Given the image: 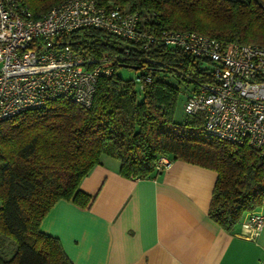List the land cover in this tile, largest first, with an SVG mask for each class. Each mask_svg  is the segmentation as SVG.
I'll return each mask as SVG.
<instances>
[{
    "label": "trees",
    "instance_id": "16d2710c",
    "mask_svg": "<svg viewBox=\"0 0 264 264\" xmlns=\"http://www.w3.org/2000/svg\"><path fill=\"white\" fill-rule=\"evenodd\" d=\"M22 1L39 18L64 0ZM98 2L137 12L140 28L153 31L155 41L145 50L101 30H85L91 50L119 54L113 73L98 78L91 104L57 98L0 120V264H73L59 240L39 225L59 199L81 209L91 206L95 196L80 183L103 156L117 160L120 175L129 178L156 177L164 168H157L161 157L214 170L208 216L226 232L245 212L264 205V158L257 151L208 135L201 112L175 119L179 84L191 86L183 92L186 99L209 81L207 60L159 40L166 29L264 45V0ZM122 67L150 82L140 89L117 73Z\"/></svg>",
    "mask_w": 264,
    "mask_h": 264
},
{
    "label": "built area",
    "instance_id": "2783aa9c",
    "mask_svg": "<svg viewBox=\"0 0 264 264\" xmlns=\"http://www.w3.org/2000/svg\"><path fill=\"white\" fill-rule=\"evenodd\" d=\"M139 21L137 12L98 0H64L39 18L22 0H0V120L57 98L89 106L98 78L113 73L119 54L91 50L84 31L101 30L147 50L155 33L141 29ZM159 40L207 60L211 79L188 93L184 112H201L208 135L246 144L264 158V45L166 29ZM143 78L134 79L140 89L150 82ZM168 163L161 157L157 168ZM240 228L239 235L254 240L264 228V214L250 211Z\"/></svg>",
    "mask_w": 264,
    "mask_h": 264
},
{
    "label": "crops",
    "instance_id": "0c3cea01",
    "mask_svg": "<svg viewBox=\"0 0 264 264\" xmlns=\"http://www.w3.org/2000/svg\"><path fill=\"white\" fill-rule=\"evenodd\" d=\"M156 177L120 175L103 156L80 189L95 196L87 209L59 199L42 218L41 232L56 237L73 264H259L264 228L254 240L208 216L216 180L212 169L173 159Z\"/></svg>",
    "mask_w": 264,
    "mask_h": 264
},
{
    "label": "rangeland",
    "instance_id": "374dc122",
    "mask_svg": "<svg viewBox=\"0 0 264 264\" xmlns=\"http://www.w3.org/2000/svg\"><path fill=\"white\" fill-rule=\"evenodd\" d=\"M117 73L121 75L124 79H135L138 76V72L134 71L133 69L129 68H118ZM171 83L176 84L174 79L170 80ZM177 85V84H176ZM180 90H181V95L178 98L177 104H176V110H175V119L176 120H181L184 117V102L185 98L183 95L184 91H189L191 86L190 85H185L184 83L179 84ZM5 245L10 244L8 240H4Z\"/></svg>",
    "mask_w": 264,
    "mask_h": 264
}]
</instances>
